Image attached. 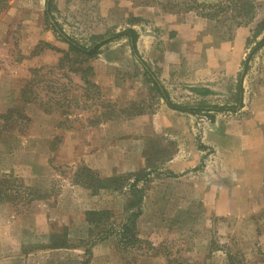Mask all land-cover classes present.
<instances>
[{"label": "rangeland", "instance_id": "1", "mask_svg": "<svg viewBox=\"0 0 264 264\" xmlns=\"http://www.w3.org/2000/svg\"><path fill=\"white\" fill-rule=\"evenodd\" d=\"M45 1L0 0V181L12 192L0 202V264H264V196L249 208L248 196L217 194L238 181L211 142L239 108L212 122L171 111L144 71L173 102L234 105L264 0H51L49 21ZM125 27L139 57L124 37L103 45L89 61L98 92L86 96L58 66L68 45L55 30L87 43ZM162 58L191 74L213 66L208 82L221 84L163 77ZM136 207L137 240L126 242L120 224Z\"/></svg>", "mask_w": 264, "mask_h": 264}, {"label": "crops", "instance_id": "2", "mask_svg": "<svg viewBox=\"0 0 264 264\" xmlns=\"http://www.w3.org/2000/svg\"><path fill=\"white\" fill-rule=\"evenodd\" d=\"M182 27L183 25L179 27V32L183 29ZM163 60L164 58L160 64L163 77L168 78L176 72L180 80L189 83L188 86L203 85L210 90H214L216 85L221 84L208 82L211 80L208 72L215 69L213 66L211 69L205 67V70L191 74L185 72V67L181 62L172 61L170 63L169 61L163 62ZM218 63L220 64L217 61L214 65H219ZM252 64L242 83V106L234 112L237 118L233 123L225 126L222 132H216L215 141L211 142L216 149L217 166L220 167L218 168L234 172L238 181L237 185L231 187L232 190L227 191L225 187H220L221 191L217 194L234 196L235 203L236 196H248V201L242 200L241 205L246 203L249 208L253 205L257 206L256 202L264 196V45L257 51ZM200 80L207 81L198 84ZM1 82L4 81L1 80ZM171 111L174 110L171 109ZM99 154L100 151L96 152L93 157L97 158ZM86 160L92 162L93 158L88 157ZM248 188H250V193Z\"/></svg>", "mask_w": 264, "mask_h": 264}, {"label": "trees", "instance_id": "3", "mask_svg": "<svg viewBox=\"0 0 264 264\" xmlns=\"http://www.w3.org/2000/svg\"><path fill=\"white\" fill-rule=\"evenodd\" d=\"M51 9H52L51 0H46L44 14H45L46 20L48 21L53 19V16L51 15ZM262 26H264V19L262 20ZM55 31L57 32V35L60 37V39L66 42L68 45L67 50H65L59 58L58 66L59 68H66V71L71 72L73 75L77 76L79 83L83 85L82 87L83 90L86 91L85 93L86 96H88V94L90 93H93V92L95 93L96 91L98 92L99 86L92 79L94 77V70L89 61L91 58L96 57L101 52V48L103 45H105L106 43L116 38L124 37L128 41V45L130 47L131 53L134 56L139 57L138 51H137L138 33L133 27H125L120 31H113V32H108L104 34H92L89 37V41L87 43L81 42L77 40L76 38L65 34L60 29H56ZM258 34L259 33L257 30V32L254 33V36L257 37ZM263 45H264V36L261 37V39L256 41L254 45L250 47V50L247 53L246 57L241 61V70L238 72L237 77H236V86H235V91L233 93L234 105L232 106L226 105V104L224 105L212 104V103H207L204 101L191 104V105L189 104L187 105L186 103L173 102L168 97L166 90L160 84L159 80L156 77V74L147 65H144L145 66L144 71L147 74L150 81L152 82V84L154 85V87L157 89L160 97L163 98L164 102L167 104L168 107L174 110L188 112V113L203 112L212 122L217 112H220L223 110L234 111L236 108H240L242 106V92H243V89L241 86L242 77L247 69V63L251 55H253V53L257 49L262 47ZM62 75L66 77L68 82L70 81L71 77L68 74H64L62 72ZM60 84L62 86V89H64L66 85H62L63 83H59V85ZM63 99H65V97ZM60 100L61 98L55 99V103L58 104V106H61V103H59ZM85 170H88L86 171V173H89V175L93 173V171L90 168H85ZM138 179L139 178L135 176L132 179V182L129 183L130 187L134 188L133 190H135L138 193V196L135 198L136 206L140 205L141 194H142V189L135 187V183L138 181ZM99 180L101 181V179ZM8 183H9L8 179L2 182L0 181V202L8 201V200L10 201L12 198L11 188H9L10 185ZM93 186L91 185V187ZM30 193H33V192L31 191ZM139 213H140V210L136 207V209L131 210V213L128 214L125 222L120 224L121 229H123L120 232L122 233L121 237L124 238L123 240H125L126 242H130L133 239L137 240L136 235H135L136 231H135L134 220L136 216L139 215ZM105 233L106 235L99 237V239H93L90 242L92 243L94 240H103L108 235L113 234L112 232L110 233V230L108 229H105Z\"/></svg>", "mask_w": 264, "mask_h": 264}]
</instances>
